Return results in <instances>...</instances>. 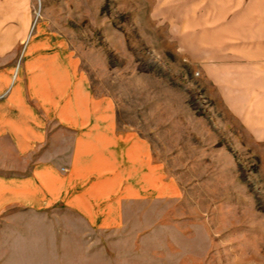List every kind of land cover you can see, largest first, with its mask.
Listing matches in <instances>:
<instances>
[{
    "label": "rangeland",
    "instance_id": "rangeland-1",
    "mask_svg": "<svg viewBox=\"0 0 264 264\" xmlns=\"http://www.w3.org/2000/svg\"><path fill=\"white\" fill-rule=\"evenodd\" d=\"M157 2L28 0L17 45L19 61L37 35L70 47L93 90L114 98L118 127L148 139L179 196L132 202L113 229L62 202L10 208L0 215V264H264V165L173 52Z\"/></svg>",
    "mask_w": 264,
    "mask_h": 264
},
{
    "label": "crops",
    "instance_id": "crops-1",
    "mask_svg": "<svg viewBox=\"0 0 264 264\" xmlns=\"http://www.w3.org/2000/svg\"><path fill=\"white\" fill-rule=\"evenodd\" d=\"M157 5L173 52L209 84L264 165V0ZM27 9L28 0H0V215L62 202L91 227L113 229L132 202L177 198L178 181L146 137L118 127L114 98L93 90L70 47L37 35L19 61Z\"/></svg>",
    "mask_w": 264,
    "mask_h": 264
}]
</instances>
